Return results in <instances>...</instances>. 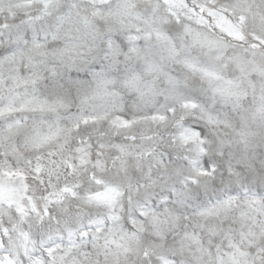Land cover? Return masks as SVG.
I'll use <instances>...</instances> for the list:
<instances>
[{"label": "snow or ice", "instance_id": "obj_1", "mask_svg": "<svg viewBox=\"0 0 264 264\" xmlns=\"http://www.w3.org/2000/svg\"><path fill=\"white\" fill-rule=\"evenodd\" d=\"M0 264H264V0H0Z\"/></svg>", "mask_w": 264, "mask_h": 264}]
</instances>
